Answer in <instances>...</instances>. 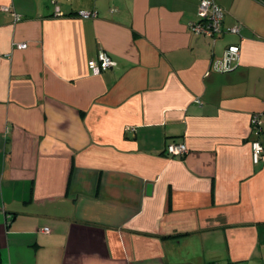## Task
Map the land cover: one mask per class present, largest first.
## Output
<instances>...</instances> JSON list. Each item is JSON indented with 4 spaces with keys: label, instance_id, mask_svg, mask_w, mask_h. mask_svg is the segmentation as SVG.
<instances>
[{
    "label": "crops",
    "instance_id": "1",
    "mask_svg": "<svg viewBox=\"0 0 264 264\" xmlns=\"http://www.w3.org/2000/svg\"><path fill=\"white\" fill-rule=\"evenodd\" d=\"M213 1L0 0V264H264V3Z\"/></svg>",
    "mask_w": 264,
    "mask_h": 264
},
{
    "label": "built area",
    "instance_id": "2",
    "mask_svg": "<svg viewBox=\"0 0 264 264\" xmlns=\"http://www.w3.org/2000/svg\"><path fill=\"white\" fill-rule=\"evenodd\" d=\"M54 4V15L61 16L59 7L56 5L58 0H50ZM260 3H264V0H255ZM6 13L12 14L15 20L19 17L9 7H2ZM76 16L82 20L97 17V12H85L78 11ZM198 21L191 23L189 28L193 34L202 35L208 38H216L222 34V22L224 18L223 10L213 0H199L197 9ZM230 34H238V27H231L227 30ZM26 44L17 45V49L23 50L26 48ZM239 56L238 46H229L220 60L214 63V70L217 72H228L232 69V62ZM113 59L104 51L99 50L97 53V59L91 60L87 63L88 69L94 74L99 75L115 66ZM252 131L257 135L260 132V121L258 116H254L251 119ZM165 152L169 156H184L187 153V148L183 144H169L167 145ZM251 159L253 164H258L264 160L263 147L259 141H253L251 143ZM47 232V230H45Z\"/></svg>",
    "mask_w": 264,
    "mask_h": 264
},
{
    "label": "water",
    "instance_id": "3",
    "mask_svg": "<svg viewBox=\"0 0 264 264\" xmlns=\"http://www.w3.org/2000/svg\"><path fill=\"white\" fill-rule=\"evenodd\" d=\"M147 194L150 195L151 194V185L147 186Z\"/></svg>",
    "mask_w": 264,
    "mask_h": 264
}]
</instances>
